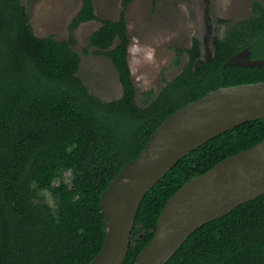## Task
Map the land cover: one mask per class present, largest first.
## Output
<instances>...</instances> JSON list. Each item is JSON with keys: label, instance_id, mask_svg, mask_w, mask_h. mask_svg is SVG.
<instances>
[{"label": "trees", "instance_id": "trees-1", "mask_svg": "<svg viewBox=\"0 0 264 264\" xmlns=\"http://www.w3.org/2000/svg\"><path fill=\"white\" fill-rule=\"evenodd\" d=\"M129 1L89 39L119 73L123 94L107 101L78 75L82 57L74 50L76 29L98 19L94 0H82L68 40L36 35L22 0H0V264H89L107 237L101 194L157 128L210 91L264 81V66H225L246 48L252 59H264V4L256 1L250 18L220 20L230 27L214 35L213 57L200 61L197 38L179 48L176 63L188 56L182 71L158 95L143 92L140 105L129 63ZM263 140L264 118L181 159L145 195L124 264L135 263L186 182ZM69 171L67 183L62 178ZM167 264H264V194L197 229Z\"/></svg>", "mask_w": 264, "mask_h": 264}, {"label": "water", "instance_id": "water-1", "mask_svg": "<svg viewBox=\"0 0 264 264\" xmlns=\"http://www.w3.org/2000/svg\"><path fill=\"white\" fill-rule=\"evenodd\" d=\"M225 66H264V59H252L251 50L246 48ZM263 118L264 81L220 87L170 115L140 155L101 194L107 237L89 264H124L145 195L181 159L206 142ZM263 194L264 140L186 182L169 199L155 236L134 264H167L197 229Z\"/></svg>", "mask_w": 264, "mask_h": 264}, {"label": "rangeland", "instance_id": "rangeland-1", "mask_svg": "<svg viewBox=\"0 0 264 264\" xmlns=\"http://www.w3.org/2000/svg\"><path fill=\"white\" fill-rule=\"evenodd\" d=\"M125 0H94L97 20L80 25L74 46L82 57L78 75L95 95L104 100L118 99L123 94L118 70L112 61L96 54L89 45L90 36L100 28L102 20H116ZM130 0L127 8L128 32L131 39L129 63L137 87V102L144 106L142 93L154 90L158 95L166 81L176 77L188 56L183 54L176 63L179 48H190L193 39L201 42L200 61L214 55L213 37L224 36L230 24L253 16V3L264 0ZM30 23L38 36H55L68 40L70 25L82 7V0H22ZM72 172L62 178L71 182ZM57 180L56 184H59ZM45 196L51 204V193Z\"/></svg>", "mask_w": 264, "mask_h": 264}, {"label": "flooded vegetation", "instance_id": "flooded-vegetation-1", "mask_svg": "<svg viewBox=\"0 0 264 264\" xmlns=\"http://www.w3.org/2000/svg\"><path fill=\"white\" fill-rule=\"evenodd\" d=\"M198 39V38H197ZM214 47V46H213ZM201 48H202V46H201Z\"/></svg>", "mask_w": 264, "mask_h": 264}]
</instances>
